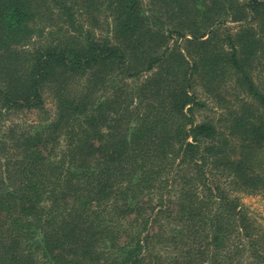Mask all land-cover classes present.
I'll return each instance as SVG.
<instances>
[{
  "label": "trees",
  "instance_id": "1",
  "mask_svg": "<svg viewBox=\"0 0 264 264\" xmlns=\"http://www.w3.org/2000/svg\"><path fill=\"white\" fill-rule=\"evenodd\" d=\"M262 71L264 0H0V264H264Z\"/></svg>",
  "mask_w": 264,
  "mask_h": 264
},
{
  "label": "rangeland",
  "instance_id": "2",
  "mask_svg": "<svg viewBox=\"0 0 264 264\" xmlns=\"http://www.w3.org/2000/svg\"><path fill=\"white\" fill-rule=\"evenodd\" d=\"M148 9V7H147ZM149 10V9H148ZM239 22H235L233 20H228L226 22L227 25L232 27V29H237ZM174 42V41H173ZM263 66H261V69ZM260 69V70H261ZM264 76V72H260ZM259 75V74H257ZM262 75H259L260 77H263ZM259 81H261L260 78H257ZM232 89V88H231ZM199 90L201 93V98L205 100V105L199 108L197 110V116L198 119H204L208 117H216L221 112V109L217 107V101L216 97L212 94L211 96H207L205 93L203 87L199 86ZM45 108L43 109H20L17 113L9 115L7 120L5 121L4 129L13 125L17 124L18 127L24 131V130H31L36 131L42 128V126H45V124L53 119L57 114V101L54 92L46 88L45 89ZM230 97V96H229ZM1 139V138H0ZM235 191L234 194H239L241 197V202L243 205V208L245 211H247L248 215L253 220L255 228H262L264 230V193L257 192V193H248L241 191ZM173 199L178 197V194L173 192L172 193ZM174 204V203H171ZM170 204V205H171ZM166 222L164 218L161 220V223ZM156 223L150 222L151 230L153 228H156ZM167 225V224H166ZM155 254H160L166 257V255H170L173 258L176 256V250L174 248H155ZM238 259H240L238 257ZM171 259H168V261ZM251 258H249L248 253L243 257V260H236L234 264H241V262H244V264H252Z\"/></svg>",
  "mask_w": 264,
  "mask_h": 264
}]
</instances>
